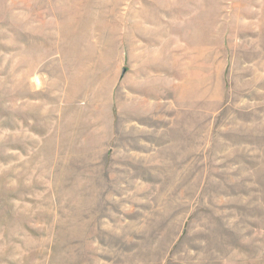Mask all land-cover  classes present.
<instances>
[{
	"label": "rangeland",
	"instance_id": "1",
	"mask_svg": "<svg viewBox=\"0 0 264 264\" xmlns=\"http://www.w3.org/2000/svg\"><path fill=\"white\" fill-rule=\"evenodd\" d=\"M0 264H264V0H0Z\"/></svg>",
	"mask_w": 264,
	"mask_h": 264
}]
</instances>
